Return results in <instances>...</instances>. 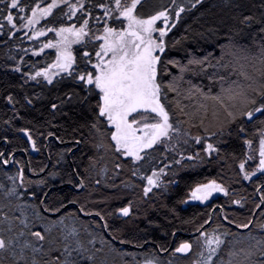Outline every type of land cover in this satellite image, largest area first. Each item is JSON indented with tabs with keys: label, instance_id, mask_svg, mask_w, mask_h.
Returning <instances> with one entry per match:
<instances>
[{
	"label": "trees",
	"instance_id": "trees-1",
	"mask_svg": "<svg viewBox=\"0 0 264 264\" xmlns=\"http://www.w3.org/2000/svg\"><path fill=\"white\" fill-rule=\"evenodd\" d=\"M48 2L50 0H45L41 6ZM184 2L187 3V0ZM95 3L96 0H85V10L90 9L93 16H102ZM262 4L264 0H204L192 12L183 14L181 23L169 33V44L175 41L179 43L168 55L187 66L184 72L179 67H170L171 76L165 78V83L170 79L175 82L176 90L169 91L164 102L171 116L170 122L179 129V135L173 136L168 144L170 146L164 148L158 145L152 150L150 169H163L167 173L162 178L166 188L154 189L146 198L142 196L145 182L132 175V168L139 166L130 164L129 158L114 151V141L110 139L114 129L111 126L101 122L98 130L92 128L89 123L92 117L87 113L81 115L75 108H65L67 116L59 110L53 114L49 105L51 102L59 103L56 96L63 95L59 87L43 88L31 81L23 89L19 87L24 78L21 73L12 71L18 61L24 60V64L20 65L23 72L53 63L56 57L54 51L46 48L40 57L31 53L39 51L40 46L49 40L56 43L58 37L52 32L39 40L29 39L31 34L25 32L17 33L11 39L6 35L0 37V151L5 152L10 160L20 162L8 165L0 163V236L15 238L19 251L24 243L38 246L40 242L30 232H42L46 237L43 243L47 255L38 258L44 261L49 258L54 260L60 255L57 249L71 246L82 247L89 255H94L95 264H145L146 260L154 258L161 264H197L200 260L198 253L204 250L202 244L197 243V237L204 231H215L226 243L215 257L214 264H229L230 260L238 264L242 261L243 257L239 260L230 257L229 253L237 249L234 238L247 239L264 225V206L256 207L260 203L259 196L252 183L242 179L237 159L233 158V153L242 158V141L233 139L229 146L222 149L221 157L214 155L211 160L205 157L203 163L199 160H181V156L195 155L196 152L204 156L201 146L195 145L190 137L211 136L214 123L227 118L225 107L232 110L231 105L239 103V100L229 99V89L239 91L246 89L249 83L256 86L260 82L264 56L259 47V26L245 28L238 33L233 18L241 13L259 17L264 13ZM172 8V0H142L137 12L147 18L159 10ZM81 15L77 13L75 20H79ZM51 19L42 20L35 27H67L75 22L65 18L62 24L50 25ZM90 26L94 31L103 27L95 20L90 21ZM96 43L99 42L93 41V44ZM92 46L90 44L89 49ZM81 47L76 44L73 48L77 63H80ZM25 49L28 51L25 52ZM185 50L195 53L205 63L202 66L188 65ZM246 76L251 80L245 79ZM197 88L211 96H222L223 106L205 99L196 91ZM64 90H68L67 84ZM23 92L32 97L39 93L42 99H33V106L27 108L17 105L23 119H13L14 110L6 103L5 97L11 94L20 98ZM6 119H13V127L31 128L40 151H32L21 134L5 132L4 129L8 127L4 124ZM27 121H31V124ZM246 127L252 130L250 126ZM204 128L209 131L205 133ZM37 129L43 135H39ZM48 132H54L56 136L49 138ZM5 136L12 141L10 144L4 142ZM77 140L79 144L75 143ZM185 140H188L187 144ZM214 140L215 137L210 142ZM13 150L15 156L10 155ZM117 163L122 168H116ZM21 164L24 166L25 182L21 185L17 180V192L12 193L13 182L9 177L17 175ZM165 164L169 167H165ZM141 173L150 174L149 166L141 168ZM80 180L85 185L83 188L79 185ZM211 180L223 184L230 195L216 197L208 204L188 203L195 185ZM125 182L135 187H125ZM234 200H240L245 206L239 207L233 203ZM128 201L134 202L132 217L125 220L108 215ZM186 202L187 205H184ZM45 208L49 210L45 211ZM57 208L59 211L55 210ZM81 208L83 211H80ZM96 212H100L108 221L107 228L103 227L104 221L95 215ZM225 215L228 220L223 218ZM209 220L211 222L206 223ZM21 221H26L27 227ZM245 223L250 224L249 230L237 227ZM261 237L264 239V234ZM122 240L127 242L121 243ZM185 241L193 244L192 252L187 255L174 254L175 247ZM161 248L167 250L160 251ZM31 254L30 250H25L26 256ZM72 257L78 258L80 264H92L85 261L79 252L72 251ZM0 259H5L3 253H0ZM10 260L8 256L5 264H9Z\"/></svg>",
	"mask_w": 264,
	"mask_h": 264
},
{
	"label": "snow or ice",
	"instance_id": "snow-or-ice-1",
	"mask_svg": "<svg viewBox=\"0 0 264 264\" xmlns=\"http://www.w3.org/2000/svg\"><path fill=\"white\" fill-rule=\"evenodd\" d=\"M203 3L204 0H187V3L184 0H172V9L159 10L144 18L137 12L142 0H96L94 6L99 8L102 16H93L90 9L85 10V0H76V2L50 0L43 7L41 5L45 4V0L35 3L30 0H24L23 3L22 0H0V5L3 6L0 7V37L6 35L8 39H11L16 37L17 33L25 32V34H31L29 39L39 40L40 37L52 32L60 38L56 43L49 40L40 46L39 51L31 53L33 56L40 57L44 49L54 48L56 58L53 63L43 68H36L34 71L23 72L20 65L24 64V60L18 61L17 67L12 71L21 73L24 78L23 84L19 87L23 89L24 85L30 81L43 88L59 87L63 90V95L56 96L59 103L51 102L49 105L53 114L59 110L61 114L67 116L65 108L70 110L75 108L81 115L87 113L92 117L89 122L92 128L98 130L101 122L110 125L114 129L110 133V139L114 141V151L122 157L129 158L130 164L139 166L132 168V175L145 182L142 186V196L146 198L153 193L154 189L166 188L162 178L167 176V173L163 169L159 171L150 169L153 159L152 150L158 145H168L174 135H179V129L170 122L171 116L164 102L167 101V93L176 90L175 82L174 79H170L165 83V78L171 76L170 67H179L181 72H184L187 71V66L168 55L176 48L179 41L169 44L167 38L169 33L181 23L183 14L192 12L197 5ZM261 6L264 7V4ZM57 9L59 12H56ZM54 12H56L55 15ZM77 13H82L79 20H75ZM49 17H52L49 21L50 25L62 24L65 18L75 22L67 27H35ZM233 19L238 33L243 32L245 28L259 26L261 36L259 47L261 55L264 56V13L259 17L241 13ZM91 20H95L96 24L103 27L94 31L90 26ZM114 25H120L119 29ZM93 41L99 43L93 44ZM72 44L82 46L80 63H77L76 56L70 50ZM90 44L93 45L91 49H89ZM10 58L14 59V57ZM185 58L188 59V65L202 66L205 63L195 53L187 50H185ZM261 65L260 82L256 86L249 83L246 89L228 90L229 99L239 100V103H233L232 110L225 107L227 118L214 123L211 136L190 137L195 145L201 146L204 156H201L199 152L195 155L181 156V160H199L203 163L205 157L209 160L214 155L217 158L221 157L222 149L229 146L233 139L242 141V158L236 157L235 153L233 158L237 159V167L242 174V179L251 182L255 193L259 196L260 203L256 206L257 208L264 206V59L261 60ZM245 79L251 80L248 76ZM65 84L68 85V90H64ZM77 88L80 91H76ZM196 91L205 99L214 100L223 106L222 96H211L200 88ZM5 99L14 110L13 119L22 120L23 117L19 115L17 105L24 108L33 106V99L41 100L42 96L37 93L32 97L27 92H23L20 98L9 94ZM13 119L4 121V124L8 126L4 131L21 134L30 144L32 151L39 152L40 148L37 145V139L33 136V130L26 126L13 127ZM27 123L31 124V121ZM246 126H250L252 130L250 131ZM204 131L207 133L209 129L204 128ZM37 133L43 135L38 129ZM138 133L141 134L138 135ZM54 136H56L54 132L47 133L49 138ZM213 137L215 140L210 142ZM57 139L64 142L59 137ZM4 142L10 144L12 141L5 136ZM75 143L79 144L80 141L77 140ZM184 143L187 144L188 140ZM10 155L15 156V150ZM176 162L180 163V161ZM0 163L8 165L20 162L10 160L5 152L0 151ZM115 166L118 169L122 168L119 163ZM146 166H149L150 174L141 173V168ZM165 167L169 165L165 164ZM9 179L13 182L12 193H16V181L19 180L21 185L25 182L24 166L21 164L17 175L10 176ZM79 185L81 188L85 186L83 180L79 181ZM125 187H135V185L125 182ZM216 193H222L225 197L230 195L228 188L223 184L211 180L195 185L190 192V198L203 203L210 200ZM44 195L48 194L44 193ZM72 202L75 203V201ZM233 203L241 208L245 206L240 200H234ZM133 209L134 202L128 201L126 205L114 208L108 215L114 219L126 220L133 216ZM48 210L45 208V211ZM55 210L59 211V208ZM80 211H83V208ZM85 214L92 215V213ZM95 215L104 221L103 227L109 226L100 212H96ZM223 218L228 220L227 215ZM210 222V220L206 221V223ZM21 223L27 227L26 221ZM237 227L247 228L250 224L245 223ZM261 227L264 228V225ZM19 235L22 236L24 233ZM30 235L40 242L39 245L24 243L19 251L16 248L15 238L6 239L0 236V253L5 256V259H0V264H5L8 256L11 257L9 264H80L78 258L72 257V251L79 252L85 261L95 264L94 255H89L82 247L71 248V246H65L62 250L57 249L60 255L54 260L49 258L44 261L38 257L47 255L43 243L46 240L45 235L40 231H32ZM172 235L175 236V233ZM126 242L121 241V243ZM197 243L202 244L204 249L203 252L198 253L201 257L198 264H214L215 257L219 255L226 241L221 239L215 231L212 233L204 231L200 237H197ZM25 250H30L32 254L26 256ZM166 250L160 249V251ZM192 250L193 244L185 241L175 247L174 254L187 255ZM242 251L244 259L238 264H264V241H257L249 250ZM229 254L237 255L236 252ZM145 264H161V262L154 258L146 260ZM229 264H233V261L230 260Z\"/></svg>",
	"mask_w": 264,
	"mask_h": 264
},
{
	"label": "rangeland",
	"instance_id": "rangeland-1",
	"mask_svg": "<svg viewBox=\"0 0 264 264\" xmlns=\"http://www.w3.org/2000/svg\"><path fill=\"white\" fill-rule=\"evenodd\" d=\"M170 15L172 14L171 12L169 13ZM50 34V32L46 35V36H48ZM46 36H42V37H46ZM56 37V36H55ZM59 37H58V41H59ZM76 44H72L71 45V48H70V50L72 51V53H73V48H74V46H75ZM49 51H54L55 52V55H56V49H48ZM74 54V53H73ZM75 55V54H74ZM56 58V57H55ZM77 58V57H76ZM55 61V60H54ZM110 126V125H109ZM139 134H141V133H138V135ZM168 146H170V145H166V146H162V147H164V148H166V147H168ZM219 196H224L222 193H216V194H214L213 195V197L210 199V200H208L207 202H200V201H196V200H192L191 198H190V196H189V199L187 200L188 201V203H190V202H199L200 204H208V203H210L212 200H214V198H216V197H219ZM184 205H187V202L184 204ZM264 234V228H262V227H259L258 229H257V232L255 233V234H253L252 236H249L247 239H238V237H237V240H236V238H234V241H236V244H235V246H236V253H237V255L236 256H232V255H230V257H231V259H241V257H243L244 258V256H243V251L242 250H249L250 249V247L252 246V245H255L256 244V242L257 241H264V239L261 237V235H263ZM204 251V250H203ZM205 255H207L206 253H205ZM199 259H201V257H199ZM200 261V260H199ZM198 264V263H197ZM224 264V263H223Z\"/></svg>",
	"mask_w": 264,
	"mask_h": 264
},
{
	"label": "water",
	"instance_id": "water-1",
	"mask_svg": "<svg viewBox=\"0 0 264 264\" xmlns=\"http://www.w3.org/2000/svg\"><path fill=\"white\" fill-rule=\"evenodd\" d=\"M257 213H258V210L256 211V213H255V215H254V219H255V217H256V215H257ZM248 230V229H247Z\"/></svg>",
	"mask_w": 264,
	"mask_h": 264
}]
</instances>
